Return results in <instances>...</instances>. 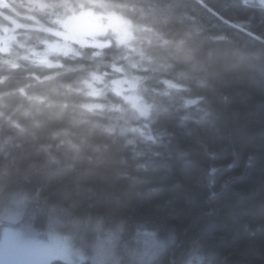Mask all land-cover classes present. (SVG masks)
I'll return each instance as SVG.
<instances>
[{
    "label": "trees",
    "instance_id": "trees-1",
    "mask_svg": "<svg viewBox=\"0 0 264 264\" xmlns=\"http://www.w3.org/2000/svg\"><path fill=\"white\" fill-rule=\"evenodd\" d=\"M108 13L124 41L41 53ZM5 228L60 235L77 264H264V6L0 0Z\"/></svg>",
    "mask_w": 264,
    "mask_h": 264
},
{
    "label": "rangeland",
    "instance_id": "rangeland-1",
    "mask_svg": "<svg viewBox=\"0 0 264 264\" xmlns=\"http://www.w3.org/2000/svg\"><path fill=\"white\" fill-rule=\"evenodd\" d=\"M256 1L264 6V0ZM91 21L92 19L86 22L91 23ZM84 25V22H80L78 17H66L62 21L59 40L48 43L41 53H53L59 49L62 51L60 53L71 52L76 42H81L79 47H83V42H94L99 35L106 33L107 30L115 31L118 41H124L130 32L129 21L111 13L106 14V22L102 26L93 29L92 34L85 35V38L82 37V31L86 28ZM78 253L60 235L47 234L44 237L25 230L20 233L7 228L1 231L0 264H50L52 260L56 259L68 264H77L81 261Z\"/></svg>",
    "mask_w": 264,
    "mask_h": 264
}]
</instances>
